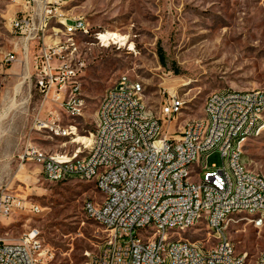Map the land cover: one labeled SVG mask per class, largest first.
Returning <instances> with one entry per match:
<instances>
[{"label": "rangeland", "instance_id": "1", "mask_svg": "<svg viewBox=\"0 0 264 264\" xmlns=\"http://www.w3.org/2000/svg\"><path fill=\"white\" fill-rule=\"evenodd\" d=\"M27 2L0 0V192L39 209L0 218V238L18 242L37 230L47 254L39 264H86L87 254L99 252L108 237L83 212L84 200L100 194L81 179L47 182L41 167L22 163L20 156L30 146L54 156L82 151L73 134L62 137L42 125H60L66 132L75 126L79 136L90 137L102 98L120 76L143 85V101L155 118L163 117L169 94L186 101L171 133L180 124L203 120L205 101L214 92L264 91V0H76L64 6L61 15L83 18L85 32L69 37L53 19L45 28L44 44L62 45V62L81 68L86 110L75 120L40 93L34 78L40 50L11 28L16 17L37 7ZM108 31L128 37L126 45H103L101 34ZM10 56L14 62L6 63ZM260 121L264 125V112ZM243 152L248 169L264 175V130L247 139ZM222 164L215 152L206 161L200 157L195 166L207 170ZM227 232L237 253L247 254V264L264 251V227L256 229L245 220L231 222ZM186 238L204 243L207 226Z\"/></svg>", "mask_w": 264, "mask_h": 264}, {"label": "built area", "instance_id": "2", "mask_svg": "<svg viewBox=\"0 0 264 264\" xmlns=\"http://www.w3.org/2000/svg\"><path fill=\"white\" fill-rule=\"evenodd\" d=\"M62 1L28 0L37 4L36 10L16 17L11 28L40 50L34 67L40 93L69 118L70 110L83 118L81 68L62 64V45L48 46L42 40L43 26L53 19L65 22L66 29L79 27V33L85 32L83 18L61 15ZM12 62L14 56L6 58V63ZM135 95L145 99L144 87L128 76H120L106 91L100 108L109 110V123L99 126L92 157L83 164L70 166L73 155L60 158L31 146L20 156L22 163L43 167L40 175L47 182L87 176V183L100 194L99 199L93 195L84 200L83 212L87 220L97 218L108 237L99 252L87 254L86 264H247V254L237 253L227 229L231 222H251L252 218H232L235 209L264 211V175L248 176L238 153L241 132L252 130L264 91L214 92L205 101L203 125L189 126L188 121L172 133L167 126L180 119L186 101L169 94L161 125L151 127L150 110L145 100L136 104ZM172 105H179V114H172ZM42 126L54 133L67 130ZM131 134H138V141H131ZM212 137H222V144L212 145ZM120 144H129V151L120 152ZM215 152L221 154L222 166L198 170V159ZM29 208L39 209L8 191L0 192V218L29 214ZM199 226H207V239L192 243L186 236L196 234ZM39 234L30 230L18 242L0 238V264H39L47 257ZM255 260L264 264V256Z\"/></svg>", "mask_w": 264, "mask_h": 264}, {"label": "bare ground", "instance_id": "3", "mask_svg": "<svg viewBox=\"0 0 264 264\" xmlns=\"http://www.w3.org/2000/svg\"><path fill=\"white\" fill-rule=\"evenodd\" d=\"M75 1L76 0H64V1H62L61 6H60V13L63 10L64 6H68L69 4H71ZM54 23H56L58 25L60 24L61 26H63L65 29L66 35L69 37H74L79 33V27H71V28L66 29V23L65 22L56 21ZM49 24H50V22L46 23L43 26V29H42V40H43V42L45 41V38H46L45 34H44L45 28ZM100 39L103 42V45H105V46L119 45L120 47H123L126 45V41H127L128 37L119 35L115 32H109L108 31V32L101 34ZM55 45H56V43H55ZM62 48L64 50V47H62ZM62 64H68V63L64 61V62H62ZM82 98H84L83 95H82ZM135 103L136 104H144L143 96L142 95H135ZM13 106H14V102L12 101L11 108ZM183 106H184V103L182 102V111H183ZM263 112H264V102H261L260 104H256V111L254 113V125L252 126V130L241 132V142H238V153H239V156H242V160H244L243 148H244V144L247 141V139L249 137H252V136L260 135V133L264 130V125H260L261 124L260 120L262 118ZM164 114H165V112H164ZM172 114H179V105H172ZM70 118H77V110H70ZM162 118H155L151 115L150 126L151 127L160 126ZM108 123H109V110H107V108H100V110L98 112V118H97L95 133L91 134L90 137L79 136L78 131L75 128V126H71L68 132L62 133L61 135H60V133H56L57 135H60L62 137H66L68 135L72 136V134H73V136L75 137L73 140V143L80 145L81 149H83L82 151L81 150L77 151L75 156L70 158V166H79V165L83 164L87 160V158L92 157L93 148H94V141L93 140L96 139V134H99V126H107ZM196 125H203V120L202 119L195 120V121H192L189 123V126H196ZM41 128L44 129L45 127L42 126ZM131 141H138V134H131ZM221 144H222V137H212V145H221ZM128 151H129V144H120V152H128ZM202 158H204L205 161L208 159V157H202ZM63 159H69V157L64 156ZM41 169H42V174H43V167H41ZM205 169H206L205 166H203L202 168H199V170H205ZM245 170H246L248 176H260V174L250 171L248 169L246 163H245ZM80 179L87 182V176H80ZM30 211L35 212V211H37V208L36 209L33 208ZM237 216H246L248 218H252L251 221L254 224V226H257V228L264 227V220L259 221V223H258V219H264V211H262V209H255L254 211H252L251 208H238V209H235L232 211V218H236ZM88 220H91V221L97 223V218H88ZM259 256H264V251L262 253H260ZM253 264H261V260H255Z\"/></svg>", "mask_w": 264, "mask_h": 264}, {"label": "crops", "instance_id": "4", "mask_svg": "<svg viewBox=\"0 0 264 264\" xmlns=\"http://www.w3.org/2000/svg\"><path fill=\"white\" fill-rule=\"evenodd\" d=\"M98 118V117H97Z\"/></svg>", "mask_w": 264, "mask_h": 264}]
</instances>
